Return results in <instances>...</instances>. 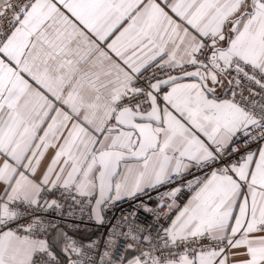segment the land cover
Returning a JSON list of instances; mask_svg holds the SVG:
<instances>
[{"label":"snow or ice","instance_id":"6c2138e0","mask_svg":"<svg viewBox=\"0 0 264 264\" xmlns=\"http://www.w3.org/2000/svg\"><path fill=\"white\" fill-rule=\"evenodd\" d=\"M0 264H264V0H0Z\"/></svg>","mask_w":264,"mask_h":264},{"label":"built area","instance_id":"2783aa9c","mask_svg":"<svg viewBox=\"0 0 264 264\" xmlns=\"http://www.w3.org/2000/svg\"><path fill=\"white\" fill-rule=\"evenodd\" d=\"M174 185H163L158 188H147L135 198H124L117 201L108 208L104 214L105 222L97 224L94 220L88 219V212L85 209L83 216L79 212L67 223L79 225V231L74 233L77 238L85 240H105L111 234L115 245L124 252L126 245L130 242V237L124 234L130 231L136 232L139 229H147L154 225L158 204L161 197ZM167 202V197L164 198ZM146 209H152L147 211ZM115 255V249H113Z\"/></svg>","mask_w":264,"mask_h":264},{"label":"crops","instance_id":"0c3cea01","mask_svg":"<svg viewBox=\"0 0 264 264\" xmlns=\"http://www.w3.org/2000/svg\"><path fill=\"white\" fill-rule=\"evenodd\" d=\"M147 189V188H146ZM125 198H127V197H125ZM124 199V198H123Z\"/></svg>","mask_w":264,"mask_h":264}]
</instances>
